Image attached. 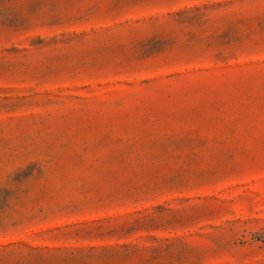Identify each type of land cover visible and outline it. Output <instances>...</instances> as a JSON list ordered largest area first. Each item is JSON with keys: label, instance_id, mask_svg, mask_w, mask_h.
Returning <instances> with one entry per match:
<instances>
[{"label": "rangeland", "instance_id": "obj_1", "mask_svg": "<svg viewBox=\"0 0 264 264\" xmlns=\"http://www.w3.org/2000/svg\"><path fill=\"white\" fill-rule=\"evenodd\" d=\"M264 0H0V264H264Z\"/></svg>", "mask_w": 264, "mask_h": 264}, {"label": "trees", "instance_id": "obj_2", "mask_svg": "<svg viewBox=\"0 0 264 264\" xmlns=\"http://www.w3.org/2000/svg\"><path fill=\"white\" fill-rule=\"evenodd\" d=\"M261 241L264 242V233L259 237Z\"/></svg>", "mask_w": 264, "mask_h": 264}]
</instances>
